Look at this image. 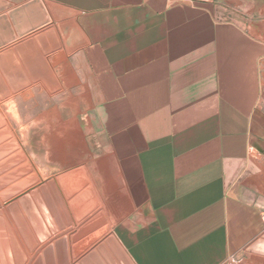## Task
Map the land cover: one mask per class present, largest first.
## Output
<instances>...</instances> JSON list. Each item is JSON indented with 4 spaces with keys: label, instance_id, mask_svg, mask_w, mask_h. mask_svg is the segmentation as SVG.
Returning <instances> with one entry per match:
<instances>
[{
    "label": "crops",
    "instance_id": "obj_1",
    "mask_svg": "<svg viewBox=\"0 0 264 264\" xmlns=\"http://www.w3.org/2000/svg\"><path fill=\"white\" fill-rule=\"evenodd\" d=\"M41 1L49 21L0 47L13 77L16 44L32 62L36 34L60 43L42 55L57 90L0 100L39 179L0 210L41 182V224L27 239L2 215L0 264H78L108 237L131 264H264L247 250L264 235V0Z\"/></svg>",
    "mask_w": 264,
    "mask_h": 264
},
{
    "label": "water",
    "instance_id": "obj_2",
    "mask_svg": "<svg viewBox=\"0 0 264 264\" xmlns=\"http://www.w3.org/2000/svg\"><path fill=\"white\" fill-rule=\"evenodd\" d=\"M15 1L19 2L22 0ZM9 5L10 4L8 2L0 0V10L8 7ZM48 21L49 16L41 0H28L27 2L20 4L19 6L8 11L7 14L0 15V47L12 41L16 37L22 36L23 34L43 25ZM50 35L53 38V43L43 44L42 40H44L46 36ZM34 38L40 46L41 52L36 50L35 54L31 56L33 60L32 62L27 61L26 59L28 56L22 54L20 51L26 46V41L15 45L14 49L19 56L24 70L17 62H15L16 75H13V77L12 74L10 75L8 70L1 64L2 56L4 54H11V51L8 50L0 53V100L6 98L11 93H15L28 86L31 82H35L38 80L42 81V83L51 92L58 89V84L56 83V80L54 79L42 55L55 50L60 46V43L58 42V39L56 38L53 30H45L43 32H40L36 34ZM13 60H15L14 57ZM30 64L38 66V69H33ZM9 134L10 131L7 128L2 127L0 129V142H2L4 137H8ZM17 147L18 143L14 139H11L7 144L2 145L0 148L15 149ZM36 180L37 177L32 175L28 178L27 183H29L30 181L34 182ZM47 185L53 189L52 181L48 180ZM43 188L44 185L41 184L36 189L42 190ZM36 189L30 190V193H27L26 196L18 199L16 202L8 204L4 208V211L0 210V254L3 259L5 255L8 254V244L5 243V240L8 234L11 236V233L9 230L10 227L7 228V226L9 225L4 223L5 221L2 218V215H5L6 221L10 220V222H12L14 226H16L20 234L24 238L28 239L29 230L26 225V219H29L32 224L34 223L35 227L41 224L39 221V213H37V209L33 207V201L31 198V196L34 197L36 205L41 204ZM105 244H99L96 251H91L90 253H88L86 256L80 259L78 264H103V261L98 257V255H100V257L102 256L107 264H116L110 254L107 252L105 246H109L111 248L120 264H131L113 237L106 238ZM247 250L264 255V235L262 238L256 240L253 244H251L247 248Z\"/></svg>",
    "mask_w": 264,
    "mask_h": 264
},
{
    "label": "rangeland",
    "instance_id": "obj_3",
    "mask_svg": "<svg viewBox=\"0 0 264 264\" xmlns=\"http://www.w3.org/2000/svg\"><path fill=\"white\" fill-rule=\"evenodd\" d=\"M0 118H1V125L0 126H2L3 128H7L10 131L9 136L4 137L2 142H0V143H2V145H5L11 139H14L16 141V139L12 137L11 130L6 125L5 117L2 114H0ZM1 159H3V161L0 162V173L4 172L5 175L0 178V189H2L3 187H7L4 190H0V199L1 200L7 201L8 199H11L14 195L25 191L26 189L31 187L33 184L39 182L37 171L35 172L33 170V165L30 164L26 160L25 152L22 149H20L19 147L15 148V149H11V148H3L2 149V148H0V160ZM32 175L36 176L37 180L34 182L30 181L29 183H27L28 178ZM39 185H41V182L37 185V187ZM26 194H27L26 192L22 193L15 200L7 202L5 207L8 204L16 202L18 199L26 196ZM242 258L239 257V259H242ZM241 261L243 262V264L247 262V260L245 258Z\"/></svg>",
    "mask_w": 264,
    "mask_h": 264
},
{
    "label": "built area",
    "instance_id": "obj_4",
    "mask_svg": "<svg viewBox=\"0 0 264 264\" xmlns=\"http://www.w3.org/2000/svg\"><path fill=\"white\" fill-rule=\"evenodd\" d=\"M261 217L264 221V212H262ZM242 259L239 258H235V257H230L228 258V260L226 261V264H243V262L241 261Z\"/></svg>",
    "mask_w": 264,
    "mask_h": 264
}]
</instances>
